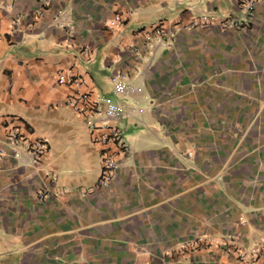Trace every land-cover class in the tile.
<instances>
[{
    "label": "crops",
    "instance_id": "0c3cea01",
    "mask_svg": "<svg viewBox=\"0 0 264 264\" xmlns=\"http://www.w3.org/2000/svg\"><path fill=\"white\" fill-rule=\"evenodd\" d=\"M242 3L0 0V264H264V0L221 27ZM157 26L178 30L170 46L147 44ZM76 92L121 109L106 188ZM12 130L48 141L46 160L13 156Z\"/></svg>",
    "mask_w": 264,
    "mask_h": 264
},
{
    "label": "built area",
    "instance_id": "2783aa9c",
    "mask_svg": "<svg viewBox=\"0 0 264 264\" xmlns=\"http://www.w3.org/2000/svg\"><path fill=\"white\" fill-rule=\"evenodd\" d=\"M261 0H243L241 7V17H227L223 20L221 27L223 29L244 30L248 26V19L254 13L255 5ZM209 17L204 16L201 21L205 22ZM199 22V21H198ZM112 24L116 21L112 20ZM178 30H167L163 26H157L152 32H143L147 44L150 47L156 45L170 46L172 40L177 35ZM61 80H66L69 84L80 85L82 79L73 75H63ZM112 83L114 90L118 94L125 93L129 88V83L125 75L117 74L113 76ZM65 104L74 113L82 116L92 134L94 140L104 145L101 158V171L98 181V187L106 188L111 185L117 170L120 167L119 155L127 154V143L119 128L109 124V121L117 117L121 109L111 98L101 95L92 98L87 93L76 92L66 98ZM108 129L107 133H102V129ZM113 142L116 149L111 150L107 144ZM7 143L13 156L20 157L25 152L30 155L32 163L42 164L48 157L50 144L46 140H28L17 130L8 133ZM7 150L0 148V161L6 155ZM54 179L56 176L51 175ZM40 196H48V192L41 191ZM202 238H196L180 244V251H187L199 245Z\"/></svg>",
    "mask_w": 264,
    "mask_h": 264
},
{
    "label": "rangeland",
    "instance_id": "374dc122",
    "mask_svg": "<svg viewBox=\"0 0 264 264\" xmlns=\"http://www.w3.org/2000/svg\"><path fill=\"white\" fill-rule=\"evenodd\" d=\"M238 129H240V130H241V128H238ZM238 129H237V130H238ZM240 139H241V136L238 138V141H240ZM233 142H235V140H234Z\"/></svg>",
    "mask_w": 264,
    "mask_h": 264
}]
</instances>
